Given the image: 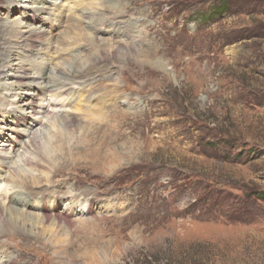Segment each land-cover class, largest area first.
I'll return each mask as SVG.
<instances>
[{"label": "rangeland", "instance_id": "1", "mask_svg": "<svg viewBox=\"0 0 264 264\" xmlns=\"http://www.w3.org/2000/svg\"><path fill=\"white\" fill-rule=\"evenodd\" d=\"M0 28V45L14 28L44 42L20 51L29 85L12 83L19 61L0 69V206L61 215L65 234H3L0 264H264V0H0ZM65 116L72 155L26 167ZM2 157L41 185L16 188Z\"/></svg>", "mask_w": 264, "mask_h": 264}, {"label": "bare ground", "instance_id": "2", "mask_svg": "<svg viewBox=\"0 0 264 264\" xmlns=\"http://www.w3.org/2000/svg\"><path fill=\"white\" fill-rule=\"evenodd\" d=\"M45 1L49 2V0H45ZM45 5H46L45 3H42V5L40 7H36V9L38 10L37 11V15L38 16L39 15H43V14H45L47 12L48 8ZM120 7L121 8L117 9V11H116L115 7L111 9L112 12L116 11L115 15H117L118 17L122 16L123 13H125L124 5H121ZM85 14H86V12L83 10L81 15H84L86 19L89 18V14L88 13L86 15ZM81 15H78V18ZM78 21L80 22V19ZM103 21H104V19H103ZM108 23H109V19L106 22L101 23V25H99L98 27L107 25ZM76 24L77 23H75V25ZM89 24L91 26L94 25V24H92V22H90ZM69 25H71V24H69ZM69 25H67V26H69ZM112 25L114 27H116L117 22L113 21L111 23V25H107V27H110ZM79 26L75 27V28L79 30V28H80ZM130 26L131 25H128L127 27H130ZM98 27H96V30H97ZM73 28L74 27H72V30H73ZM88 29H89V27H88ZM66 31L69 32V30H66ZM74 31L75 30H73V33H74ZM3 33H5V32L3 31ZM41 34H42L41 31H39V32H36V35L34 34V35H29V36H23L21 32L16 31V28H14L13 30L10 29V33L7 34L8 40L6 41V44H4V45L1 44L0 45V47H2V49H0V56L2 57V60H0V63H1L0 69H5L8 66L7 63H9V61L12 60V59H15V60L19 61L18 65H16L17 67L15 66L16 68L13 69V72H14V76H13L14 80L13 81L14 82H12L18 87L17 90H19V88H21V85H23V84L29 85L31 83L30 76L27 73V71L30 68L27 70V63L23 60V57H21L23 53H20V51L21 52L27 51L32 46V44H35V43H39V44L43 45L44 42L42 40L43 38L40 36ZM95 37H93V40H94ZM70 39H71L70 37H69V39L63 38L62 41L60 42L61 43L60 45H63L64 43L70 41ZM75 39H77V38H75ZM75 39L72 37V40H75ZM77 40H79V39H77ZM72 48H74V47H72ZM100 54L101 55H98V58H99L98 60H97V58H91V57H89V59H87V62L89 63L88 69H86L84 71H81V72L74 70V72L70 76V77H72L71 80H82L84 78H87L92 73V69L93 68L95 69V65L96 64H98L99 62H103V61L106 62L107 60L105 58L102 59L103 55H105V54L103 52H101ZM79 55H80V53H79ZM79 61H80V59H79ZM159 65H158V67H159L160 71H166L165 68H164L165 66H162V65L159 66ZM42 67L43 66L39 65L38 68H37V71H40V70L43 71L44 67L43 68ZM77 67H78V61H77V63L74 64V68L76 69ZM79 68H80V65H79ZM31 69H32L31 71L33 72V68L32 67H31ZM65 75L67 76V74H65ZM69 80H67V81H69ZM67 86H68L67 84L64 85V86L53 84V85H51V88L53 90H62L63 91V90H66ZM8 89H10V88H8ZM11 90L12 89H10V91ZM7 91L9 92V90L5 89V87L4 88L3 87L0 88V115H4V116L6 115L5 114L6 112L5 111L3 112L2 107H3L4 104L7 103L6 102L7 100L3 97V92H7ZM14 91H15V89H14ZM87 99H88V102L91 100L89 98H86V99H83V101H86ZM28 100H30V99H28ZM5 106H7V104ZM94 106H96V105H94ZM28 107H30V106H28ZM94 108H97V107H94ZM92 111H94V110H92ZM100 113L101 112H99L97 114H100ZM97 114L95 116H97ZM91 117H93V116H91ZM74 120L75 119L70 117V116H65V117H62L60 119V123H61L63 131H60V129H56V134H54L52 136V137L55 138L54 142H53L54 139L53 140L50 139V142H47V141L46 142H42L41 141L42 144L43 143L44 144L43 145H39L38 142H35V140L30 141L31 142L30 145L34 148L33 153L36 155V157H38L39 161H41L43 164H39V163H36V162H31V161L29 162V160H26V162L24 163L26 165V167H30L31 166V167L37 168L39 170L41 169V170L44 171L45 170L44 166H45V164H48V161L50 159L49 157H51V155H50L51 153H56L57 152V153H61L62 154V152H65V155H67V154L68 155H72V149H71L72 147H67L68 138L66 136L70 135V134L73 135L76 132V130H79V125H78V123L76 124V122ZM18 121H20V119H18ZM13 123L14 124H18V123L21 124L20 122L16 123V121L13 122ZM24 129L25 128H22V131ZM12 130H15V129H12ZM93 134L96 135V131L94 129H93ZM18 138L19 137L16 138L17 142H18V140H17ZM92 140H94V139H90V138L88 139L86 136L82 135V138H79L75 142L74 151H78V154L79 153L81 154L84 149L86 150L87 146H90V145L93 144ZM22 143L24 144V142H22ZM1 159L3 160V159H6V158L2 157ZM10 164L11 163L7 162V159H6V161L2 162L1 170L3 172H7L8 170H13L12 174L15 172L13 175L12 174L9 175V177H10L9 179H12L11 183L15 184V186H16V184H18L19 187H21L22 189H24L26 191L27 190L29 191V189H31L32 187L37 188L39 185H41V182L34 181V179L32 177L27 176L26 173H24V175H17L15 169L10 167ZM15 165H17V164H15ZM8 174H9V171H8ZM52 177L54 178L55 175L52 176ZM8 181H10V180H8ZM46 181H49V179H46ZM16 188H18V187L16 186ZM34 191L35 190H33V192H31V194H30L31 197H36V195H34L35 194ZM53 192H54V190H53ZM43 194H45L44 191L39 192L37 195H43ZM57 195H58V191H57ZM22 199H24V198H22ZM15 201L19 202V200H16V198H12L10 200V202H12V203L15 202ZM23 202L25 203V200H22L21 203L23 204ZM90 207H91V204L88 205L89 209H90ZM8 211H9L8 216L4 215L3 214V207L0 206V220H2L3 227H4L0 231V237L3 234H4V236L5 235H9V234L11 235L13 231L17 232L20 237L25 236V240L27 239L29 241H31V240L36 241L37 238L42 239V238H44L46 236L47 240L45 241V243H47L49 246H52L53 243H55V244L58 243L59 244L62 241V239L64 238L63 236L65 234L62 232V230L60 229V225H59L60 224L59 223L60 222L59 217L61 215H58L57 217H50L51 214H49L47 212H45L43 215H40V214L36 215V214L27 213V212H23V211H19V210H13L10 206L8 208ZM68 216H69V214H68ZM62 217H63V215H62ZM64 218H65V216H64ZM66 218H67V216H66ZM63 220H65V219H63ZM6 264H13V263L11 261L9 263L7 262Z\"/></svg>", "mask_w": 264, "mask_h": 264}]
</instances>
